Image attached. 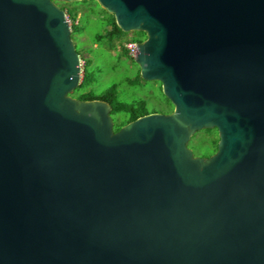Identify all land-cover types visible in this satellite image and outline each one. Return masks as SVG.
I'll return each instance as SVG.
<instances>
[{
    "label": "water",
    "instance_id": "water-1",
    "mask_svg": "<svg viewBox=\"0 0 264 264\" xmlns=\"http://www.w3.org/2000/svg\"><path fill=\"white\" fill-rule=\"evenodd\" d=\"M82 1L0 0V264H264V0H95L173 106L117 132L72 96Z\"/></svg>",
    "mask_w": 264,
    "mask_h": 264
},
{
    "label": "rangeland",
    "instance_id": "rangeland-1",
    "mask_svg": "<svg viewBox=\"0 0 264 264\" xmlns=\"http://www.w3.org/2000/svg\"><path fill=\"white\" fill-rule=\"evenodd\" d=\"M89 1L94 4L93 8L91 3L73 2L69 5L77 9L78 20L81 21L82 31L72 34V39L83 60L90 61V72L93 75V81L88 87L89 92L101 94L112 86L118 85L117 96L121 101L132 102L143 98L148 101V107L151 110L166 107L173 111L171 106L166 105L159 83L147 82V84H144L139 79V66L129 57L122 55L119 42L116 43V49L111 50L106 40L103 42L96 41L97 36L106 34L110 30L109 22L112 14H109L106 10V12H103L104 9L97 1ZM56 4L62 9L70 3L57 2ZM137 35L142 37L143 42L147 39L146 33L143 32H130V37L127 39L132 40ZM83 60L82 66L85 64ZM82 69L83 80L84 67ZM117 117L123 118L119 115ZM113 119L115 120L116 117L113 116ZM197 134L191 139L189 148L195 156L203 157L204 154L212 151L210 142L219 135L217 131L210 134L201 131Z\"/></svg>",
    "mask_w": 264,
    "mask_h": 264
},
{
    "label": "trees",
    "instance_id": "trees-1",
    "mask_svg": "<svg viewBox=\"0 0 264 264\" xmlns=\"http://www.w3.org/2000/svg\"><path fill=\"white\" fill-rule=\"evenodd\" d=\"M82 3L93 4L90 1H82ZM69 5H71V3L66 5V7L62 6L63 7L62 9L66 12L68 19L70 20V23L72 26V34H76V33H79L82 31L81 21L78 20L79 18H78L77 9L72 8ZM91 6L93 8L94 4ZM103 12H106V11L103 10ZM77 20H78V23H77ZM109 27H110V30L106 34H101V35L97 36L96 41L97 42H103L106 40L108 43V47L111 50H115L116 46H117L116 43L119 42L122 55L127 56L134 61V58L129 55V52L126 48V44H128V43H137V44L142 43L143 42L142 37L140 35H137V36L133 37L132 40H128L127 38L130 37L129 36L130 33H125L121 29L118 28L113 15H111V18H110ZM81 59L83 60L82 56H81ZM84 62H85L84 66H83L84 67V76H83L82 83L73 92L72 96L77 98V99L84 100V101L102 100V101L108 102L113 108L112 117L113 116L116 117V119L114 120L115 132L119 131L123 126H125L126 124H128L130 122L135 121L139 117H142V116H145L148 114H152V113H158V112L165 113V114H169L172 112L170 110V108H166V107L151 110L148 107V101L146 99H143V98L136 99L132 102L121 101V100H119V98L117 96L118 85L112 86L109 90H107L106 92H103L101 94H96V93H93L91 91L89 92L88 87L92 84V81H93L92 76L93 75L90 72V61L86 60ZM139 79L142 80L140 75H139ZM143 83L147 84V82H145V81H143ZM157 83H159V82H157ZM160 90L162 93L161 84H160ZM162 96L164 97V99L166 101V105L169 107L171 106L173 108L172 104L170 103L169 100H167L165 98L163 93H162ZM118 115L122 116L123 118L117 117ZM214 131H217V130L216 129H208L205 131L203 130V132H205L207 134H210ZM218 142H219V137L212 139L210 142L211 147H212V151L210 153L204 154L203 157H210L211 155L216 153L217 147H218Z\"/></svg>",
    "mask_w": 264,
    "mask_h": 264
},
{
    "label": "built area",
    "instance_id": "built-area-1",
    "mask_svg": "<svg viewBox=\"0 0 264 264\" xmlns=\"http://www.w3.org/2000/svg\"><path fill=\"white\" fill-rule=\"evenodd\" d=\"M126 48L129 52V55L134 58L137 52V43H128L126 44Z\"/></svg>",
    "mask_w": 264,
    "mask_h": 264
}]
</instances>
